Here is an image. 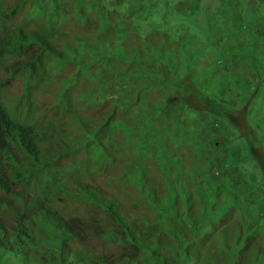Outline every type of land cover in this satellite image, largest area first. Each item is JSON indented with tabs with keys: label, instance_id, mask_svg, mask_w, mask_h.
<instances>
[{
	"label": "trees",
	"instance_id": "trees-1",
	"mask_svg": "<svg viewBox=\"0 0 264 264\" xmlns=\"http://www.w3.org/2000/svg\"><path fill=\"white\" fill-rule=\"evenodd\" d=\"M82 1L83 4L76 8L72 0H0V69L3 70L0 76V264L161 262L158 255L153 256L155 262L145 259L140 255L143 248L136 240L125 239L123 225L117 222L114 214L121 216L120 210L126 207L116 199L115 192L111 193L103 185L113 184V176L121 178L122 168L128 169L132 183L138 186V180L145 186L139 195L136 188L132 189L135 192L133 197L127 196L130 207L141 213L149 211L139 203L143 194L149 196L151 204L154 200L163 205L157 213L160 217L164 213L169 214L175 205L182 207V191L177 186L173 187L180 184L168 186L162 176L153 181L156 173H152L149 167L152 158L147 156L151 153L130 155L131 151L128 152L125 146L130 129L135 131L148 123V117L134 115L138 107L148 109L150 106L149 113L155 117V108L168 114L169 130L179 121L178 117L171 116L172 112L182 116L185 115L183 113L204 111L209 115L206 120L221 118L229 127L242 132L245 129L243 123L248 125L249 120L256 118L255 127H248L251 132L244 135L246 143H249L245 148L247 154L255 159L264 178V150H257V142L252 136L260 131L264 139V93L261 95L264 89V61L261 60L264 57V49L261 51L264 32H261V27L264 23H252L245 30L246 39L253 44L248 49L253 59L247 64L244 59L234 56L238 59L233 61L235 67L242 63L239 71L243 78L239 88L248 90L235 91L230 101H223L221 96L216 99L194 97L190 94L196 92L190 78L195 77L184 71L183 81L179 83L183 93L174 99L170 90L156 85L153 77L146 79L148 81L141 79L144 68L155 73L158 67L164 72L166 63L158 61L157 57L154 58L156 62L150 57L146 60V53L142 50L145 46L140 40L143 37L130 38V30L122 22L124 17L116 11L119 3L126 0ZM134 2L140 4L144 1ZM155 5L154 2L148 4L149 10H145V15L154 16L157 11ZM161 7L164 11L165 7ZM35 9L38 13H34ZM232 24L233 20L227 26L233 28L235 25ZM174 25L181 27L180 21ZM160 30L149 31L150 36L146 39L153 41L150 40L152 35L160 33ZM224 36L233 41L237 38L233 32L225 31ZM165 37L163 40L167 39ZM170 44L178 50L177 42ZM168 45L167 42L157 46L165 50ZM243 72H252L255 83L246 84ZM165 74L171 75L169 69ZM15 81L20 83V89L15 95H10L7 89ZM231 103L235 104L234 107L244 105L241 110H235L231 109ZM238 111L240 116H236ZM38 114L39 117L35 118L34 115ZM136 119L141 127L135 123ZM65 121L72 124L71 131L63 126ZM218 122L224 125L222 121ZM128 124L129 130L126 129ZM218 129L212 130L213 137L207 146L211 157L229 152L230 137L222 139ZM69 137L79 139V149L75 154L73 152L74 155L64 154ZM213 147L217 148L216 151ZM186 155L194 158L189 149ZM240 157L231 152L227 162L234 165ZM180 159L186 165L191 163L181 155L172 160L178 164ZM93 161L100 173L92 169ZM208 162L207 158L199 160L202 170ZM78 163L83 169L77 167ZM110 165L119 166L113 169L109 168ZM155 168L161 170L162 165ZM179 182L183 184L184 179ZM212 183L217 184V181ZM230 184L223 188L226 198H230L236 188ZM165 189H168L166 195L162 192ZM80 193H99L100 198L95 201L87 195V202L85 194L78 196ZM102 201L108 202L109 207ZM226 203L229 205L227 199ZM249 203L252 220L249 221L248 216L243 219V209L241 213L231 209L224 213L226 215L220 216L218 222L231 220V227L225 230H231L232 235L226 236L227 231L222 233L220 245L205 246L207 252L203 251V256L198 249L201 258L192 257L194 251L188 252L189 247L184 244L187 241L191 245L197 239L194 233L189 234L193 229L191 216L187 222L179 219V213L173 222L161 220V224L174 223L181 234L159 236L154 231L158 224H152L149 219L148 226L141 227L140 233H149L146 238L151 242V249L160 243L166 246L165 240L169 241L171 236V241L177 238V242H183L174 257H163L165 263L177 261L181 264L179 259L183 256L185 264L186 260H191V264H250L254 251L264 254V240L256 236L258 232L250 231L256 226L261 228L258 215L264 213V201L255 199ZM238 228L239 235L235 234ZM109 232L112 237L107 246L105 241ZM101 238L102 243H97ZM180 249H186V253ZM204 257L209 259L207 263L201 260ZM232 257L234 259L230 260Z\"/></svg>",
	"mask_w": 264,
	"mask_h": 264
},
{
	"label": "rangeland",
	"instance_id": "rangeland-1",
	"mask_svg": "<svg viewBox=\"0 0 264 264\" xmlns=\"http://www.w3.org/2000/svg\"><path fill=\"white\" fill-rule=\"evenodd\" d=\"M129 0L122 1L119 3L117 8V12L124 17V24L128 26V30H130V38L135 39V37H143L140 40L143 41L144 46L150 48H143L142 50L146 53V60L157 57L158 61H163L166 63V69L164 72L162 69L157 67V71H154L149 68H144L146 70H142L143 77L142 81H148L146 79H153L156 81V85L159 88H163L164 90H170V94H173L174 99L179 98V96L183 93V90L180 88V81H182L184 71L189 72L190 74H194L192 84L195 86L197 92H190L194 97L202 98L204 96L210 98H218L221 96L223 101H230L232 98V93L237 92L239 89L248 90L246 87H240V81L243 78L238 68L233 67V58L232 60L226 61L222 52L230 51L233 55H237L238 58H242L247 61V64L250 60L253 59L250 51H248L249 46H253V44L244 42L246 31H243L242 34H238L236 41L228 40L224 41L220 40V38H224L225 31L227 33H234L236 28L240 27L245 21L243 17L251 14H264V0H143L144 2L137 4L134 1L129 3ZM152 2L156 3V13L154 16L151 14L145 15V10L149 7L148 4ZM60 3V1H57ZM83 4L82 0H72V5L76 8L80 7ZM165 7V10H162L161 6ZM88 9L91 7H87ZM35 9L34 13H38ZM149 10V8H148ZM195 11H197L195 13ZM235 16V17H234ZM63 17V16H62ZM229 18V21H228ZM71 19V18H69ZM233 20V24L235 25L228 27L227 24ZM180 21V25H174L175 22ZM252 23H257L256 20H252ZM11 23L8 24L10 26ZM122 26V25H121ZM226 26V27H225ZM160 28V33H156L149 41L146 39L147 36H150V32L153 29ZM172 32H169V31ZM150 31V32H149ZM250 34V32H249ZM163 40V38H166ZM155 40V41H154ZM264 40V38H263ZM152 42V43H151ZM168 42L167 49L160 50L159 47L161 45H166ZM178 46V50L174 49L170 43H176ZM159 46H157V45ZM228 44L230 45L228 48ZM176 45V44H175ZM155 46H157L155 48ZM179 51L177 54L176 52ZM262 51V47H261ZM140 53V52H139ZM106 56V53H105ZM260 56V55H259ZM152 57V58H151ZM232 57V56H231ZM148 59V60H149ZM156 62V61H154ZM226 62V63H224ZM229 63H232L231 66ZM241 63V62H240ZM227 64V66H225ZM242 64V63H241ZM244 64V63H243ZM203 66V71L201 72V67ZM111 67V64H110ZM171 75H166L168 69ZM248 68V67H247ZM3 70L0 69V76L2 75ZM245 82L248 85H252L255 83V77L252 72H243ZM150 77V78H149ZM257 79V78H256ZM238 81V83H237ZM20 89V83L15 81L13 86H9L7 89L10 95H15ZM264 93V89L261 92V95ZM201 94H204L202 96ZM115 105L114 103H111ZM235 110H241L244 104L238 107H234V103H231ZM151 107L149 106L144 108H137L135 110L134 115H143L148 117V123L141 127L140 121L135 120L138 128L137 130L130 129V133L128 135L129 140L125 143V146L129 151L130 155L137 156H146V153H151L147 155L150 159L149 167L152 170L154 179L153 181H158L161 176L165 179L168 186L179 183L177 185L181 187V183L179 180L181 178H205V168L201 169L199 160L204 159L205 157L209 158L208 144L213 137L212 129L209 128V125L213 123V120H209L207 123H204L203 119L206 118L205 113L190 112L189 114L183 113L185 115L177 116L175 112H172L171 116L173 118H179V121L175 123L174 127L169 130V121L168 114L164 112H158V108H155L154 111L157 115L155 117L152 113H149ZM163 110V109H162ZM164 111V110H163ZM40 114V113H39ZM38 115H34L35 118L39 117ZM168 115V116H167ZM236 116H240L239 111L236 112ZM213 117H210L212 119ZM224 123V121L222 120ZM257 123L256 118H252L249 120L248 125L244 124V131H238V129H234L232 126L227 127L226 134H229L230 139L232 140L230 143L232 153L236 155H241L239 159H237L236 164L232 165L229 169L228 174L234 176L235 178H241L245 180L244 183H240L234 181L232 186L236 187L231 197L227 200L228 203L222 208L221 206H217L212 208V213L216 211L219 212L216 215V219H219L220 216L226 215L231 210L236 211L237 213H241V209H243L242 217L243 219H247L249 217V221L252 220V213L249 209L250 200L256 201H264V178L261 177V171L257 167L255 163V159L248 153L247 154V144L244 135L245 133L251 132L250 127H255ZM63 126L67 129V131H71L72 124L69 121H65ZM129 124L127 125V130H129ZM228 126V125H226ZM217 128V126H214ZM222 128L223 126H220ZM249 127V128H248ZM218 129V128H217ZM202 136H204L202 138ZM223 136V134H222ZM254 140H258V144L256 148L258 151L264 150V139L260 135V131L252 134ZM67 138V137H64ZM173 139V140H172ZM172 140V142H171ZM169 141V143H167ZM67 145L64 147V154H75V150L79 149V139L78 138H68L66 140ZM167 143V144H166ZM187 147L194 158L187 159L190 164L186 165L183 163L182 159H180L178 164H175L176 157L181 155V151L183 148ZM215 149V148H214ZM74 152V154H73ZM126 151V153H128ZM187 152L185 153V155ZM95 153L92 154V157L96 160ZM152 155V156H151ZM187 156V155H186ZM190 158L189 156H187ZM226 157H222L224 159ZM157 161V162H156ZM106 164V163H104ZM103 164V166H104ZM93 161L92 169L98 173H100V169H97ZM162 165V169H154L156 166ZM119 165L109 166V168L117 169ZM77 167L82 168V164L78 163ZM189 168V169H188ZM189 170L191 174H189ZM122 176L118 178L113 176V184H103L106 186L111 193L115 192L116 199L121 200L125 209L120 210V215H115V219L117 222L123 225V229L125 230V239L133 240L135 239L137 244L143 248L140 254L144 255V258L155 262L153 256L158 255L161 258V262L159 264H164L163 257L176 254L180 245L183 244L179 240L177 242V238H173V241L169 243L168 247H166L163 243L156 244V247L151 249V242L146 238L147 232L140 233V228H146L148 226V219L152 221V224H158V228H154L157 235H170V233H179L181 231L176 227V225L169 224L167 222L160 223L161 220H170L173 222V219L180 214L179 219H183L184 222H187L189 219V213L193 215L192 227L198 228V232H202V227L208 221L210 217V211L205 209L202 211L201 215L199 214V210L201 209L198 201L196 200V204L192 203L190 211H188V205L195 198L196 193L194 192L191 195L190 202H186V197L190 194L188 189L184 188V192H180L181 196V208H178L177 205L171 206L169 214L164 213L161 217L158 215L161 207L163 206L158 201H154L151 204L149 196L143 194V198L140 200V205L147 207L149 211L141 213L140 210L136 209L133 206H129L128 195L132 196L135 192H132L134 188L137 190V194L139 195L141 190L145 187L142 186V183L136 180L137 185L132 183L130 176H128V169L124 170L122 168ZM175 172V174H173ZM140 175V174H138ZM194 175V176H193ZM187 178H186V177ZM126 181V183H122V181ZM122 184V186L118 187L117 185ZM175 186V185H173ZM201 187L199 186L196 192H201ZM82 190V189H80ZM84 191V190H82ZM164 195L167 194L168 189L162 191ZM83 194L86 196L87 202H89V197L95 201L99 200V193H95L94 195L91 193H80L78 196L82 197ZM223 197L226 194L221 193ZM88 195V196H87ZM133 197V196H132ZM102 203L108 208L109 203L106 201H102ZM188 203V205H187ZM153 206V207H152ZM180 206V205H179ZM158 213V214H157ZM226 213V214H224ZM260 217L261 228L259 226L253 227L250 229L251 232L258 234L256 235L260 240H264V213L258 215ZM134 223L136 225H134ZM214 226H217L215 221L212 222ZM185 226V225H183ZM212 226L210 230H213ZM231 227V220L228 222L222 223L219 225L214 231L213 236L208 235L209 226L206 229V233L202 235L201 239H199L198 235L196 241L193 246H188V252H193L192 257H200L201 255H205L204 246L207 247L209 245H213L217 247L220 245V240L223 239V234L226 228ZM185 230V229H184ZM189 234L191 235L194 230H190ZM239 228L235 230V234L239 235ZM232 235L231 230L226 232V236ZM108 237L105 241V245L110 244V238L112 237L111 232L107 233ZM145 236V237H144ZM236 237V236H235ZM102 239H99L97 243H102ZM203 243V244H202ZM205 244V245H204ZM144 246H148L146 248ZM201 248V255L197 252L198 249ZM112 251H117L115 249H110ZM107 252L109 250H106ZM165 253H162V252ZM204 251V252H203ZM180 252L186 253V249H180ZM140 256V255H139ZM140 258H142L140 256ZM234 259V257L230 258V260ZM204 263L208 262V258L204 257L201 259ZM181 264H185V259L183 256L179 259ZM165 264H178V262ZM186 264H191V260L187 261ZM250 264H264V254H258L256 251L253 252L252 261Z\"/></svg>",
	"mask_w": 264,
	"mask_h": 264
},
{
	"label": "clouds",
	"instance_id": "clouds-1",
	"mask_svg": "<svg viewBox=\"0 0 264 264\" xmlns=\"http://www.w3.org/2000/svg\"><path fill=\"white\" fill-rule=\"evenodd\" d=\"M243 18H244L245 21H248V20L249 21L248 22H243L239 28L238 27L236 28V30L234 32V35L235 36H237V34L239 32H241L239 34H242L243 31H245L249 26H251L252 25V22H251L252 20H256L257 23H262V25L264 23V14H260V13L259 14H255V15L254 14L247 15V16H245ZM261 32L262 33L264 32V27L263 26L261 27ZM244 34L246 35V33H244ZM220 40H223L222 42H224V41H228V40L230 41L232 39H228V38H225L224 37L223 39L220 38L218 41H220ZM236 40H238V39L236 38ZM242 40H244V42H246V43H250L246 39V37L244 39H242ZM229 46L230 45L228 44V48H230ZM256 46H259V45H256ZM262 48L264 49V42H263ZM222 53H224V52H222ZM224 55H225L224 56V59L226 61H228V60L231 61L232 58H233V61H236V59L238 58V56L236 54L233 55V53L230 52V51H225ZM234 56H236L237 58L234 59ZM224 63H226V62H224ZM231 64L232 63H229L230 66H231ZM239 64H240V67H241V63L240 62H239ZM233 65H234V62L232 64V66ZM225 66H227V64H225ZM233 67H235V66H233ZM240 67H236V68L239 69ZM192 75L194 76V74H192ZM190 79H191V84H192L193 78H190ZM182 81H183V79H182ZM192 87L195 88V86L193 84H192ZM195 91L197 92L196 88H195ZM201 95L204 96V94H201ZM223 106L225 107V105H223ZM200 112L205 113L206 114V117H209V115L206 112H204V111H200ZM203 121H204V123H207L208 122V120H206V118H204ZM218 121H222L221 118L219 120H213V123L209 125V128L212 129V130L216 128L214 126H217V128H218V126L220 125V123ZM226 125L227 124L224 121V125H222L223 127L218 129L219 130V133L221 135L223 134L222 139H224L225 137H229V134H226V129L229 126H226ZM203 137L204 136H202V138ZM258 140L259 139H255L254 141L257 142V144H258L259 143ZM231 141H230V143H231ZM231 148L232 147L229 144L228 145V150H229L228 154L220 155V156H217V157H211L210 156V153H209L208 156H209V158H211V160L208 162V166L205 168V173H207L210 177H207V175H206L205 178H203V179H201L199 177L196 178V179H195V177H193V179H190V178H187L185 176L187 179H185L183 177L184 183L181 184V187H179L177 185L173 186V187H176L177 186L182 192H184V188L190 190L189 191L190 194L186 197L187 202L188 201L190 202L191 195L194 192L196 193L195 198L192 200V203H195L196 204V200L198 201V203H199V205L201 207V209L199 210V214L200 215H201L202 211H204L205 209H207V210L210 211V217H209L208 221L205 223V225L202 227V232H198V230H199L198 228H193L192 229V230H194L192 233H194L195 235H198L199 239H201L202 235H204L206 233V229H207L208 226H209V231L207 232V234L213 236V231L219 225L222 224V223H219L218 222V219H216V215L219 212L216 211L215 213H212V208L217 207V206H221L223 208L225 206V204H226V199L227 200L229 199V198H226L225 199V196L223 197V195L221 194V193H223L224 185L225 184H230V183L232 184L234 181H237V182H240V183H244L245 184V180H243L241 178H235L234 176H231V175L228 174L229 169L233 165V164L227 162L228 155L232 152L231 151ZM213 149H214V151H216L217 148L216 147H213ZM187 151H188V149L183 148V150L181 151V156L185 157V153ZM222 157H226V158L222 159ZM204 159H206V157ZM204 159H202V160H204ZM255 163H256V161H255ZM256 165H257V163H256ZM257 167L260 169V167L258 165H257ZM260 171H261V169H260ZM189 174H191L190 170H189ZM262 174L263 173L261 171V175ZM213 180L217 181V184L212 183ZM199 186L202 188L201 189V192H196V190L198 189ZM187 205H188V203H187ZM188 208H189V211H190L191 205H188ZM190 216L193 217V215L189 213V217ZM213 221H215L217 223V226H214L213 225V223H212ZM212 226H214L213 227V230H210V228ZM147 235H149V233H147L146 236ZM171 239H172V236L170 237L169 241L165 240V243H168L166 245V247H168L169 243L172 242ZM184 239L186 240V238H184ZM184 244H186L187 246H193L194 243L190 245L189 242L185 241ZM200 250H201V248H200ZM204 250H205V253H206L207 252V249H204ZM162 253H165V252L163 251Z\"/></svg>",
	"mask_w": 264,
	"mask_h": 264
},
{
	"label": "crops",
	"instance_id": "crops-1",
	"mask_svg": "<svg viewBox=\"0 0 264 264\" xmlns=\"http://www.w3.org/2000/svg\"><path fill=\"white\" fill-rule=\"evenodd\" d=\"M249 47H250V46H249ZM249 47H248V48H249ZM261 60L264 61V57H263ZM185 158H187V159H191V158H188L186 155H185Z\"/></svg>",
	"mask_w": 264,
	"mask_h": 264
}]
</instances>
